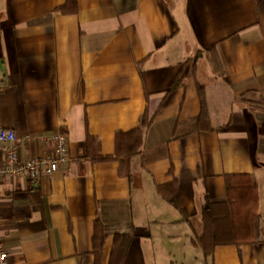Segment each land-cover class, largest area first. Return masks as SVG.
<instances>
[{
    "label": "crops",
    "instance_id": "crops-1",
    "mask_svg": "<svg viewBox=\"0 0 264 264\" xmlns=\"http://www.w3.org/2000/svg\"><path fill=\"white\" fill-rule=\"evenodd\" d=\"M3 74L2 126L68 138L52 176L0 182L8 264H93L97 224L101 264L115 234L131 236L122 264H264V0H0ZM230 174L255 182L258 238L205 256L203 205Z\"/></svg>",
    "mask_w": 264,
    "mask_h": 264
},
{
    "label": "trees",
    "instance_id": "trees-1",
    "mask_svg": "<svg viewBox=\"0 0 264 264\" xmlns=\"http://www.w3.org/2000/svg\"><path fill=\"white\" fill-rule=\"evenodd\" d=\"M206 56L213 73L222 77V72L215 55L214 48L206 51ZM174 86V85H173ZM200 104V121H208V110L205 89L197 88ZM92 140L89 137V141ZM135 150L126 149L123 154L115 157L93 158V161L117 160L121 165L128 164ZM226 200L216 204L205 199L201 220L202 232L198 236V243L203 249L205 256L211 255L213 249L218 245H242L255 243L258 238L259 216L257 214V190L252 177L248 174H230L224 176ZM159 187L158 191L162 197L176 207L172 190ZM97 230L93 237V264H101V251L107 237L105 228L101 225L95 226ZM96 232V231H95ZM131 236L129 234H115L108 264H122L125 252L129 245Z\"/></svg>",
    "mask_w": 264,
    "mask_h": 264
},
{
    "label": "built area",
    "instance_id": "built-area-1",
    "mask_svg": "<svg viewBox=\"0 0 264 264\" xmlns=\"http://www.w3.org/2000/svg\"><path fill=\"white\" fill-rule=\"evenodd\" d=\"M0 81H3L0 78ZM2 85H0L1 89ZM36 145L38 151L22 159L20 150L26 145ZM50 146L45 150L44 146ZM68 160V138L62 133L25 135L18 138L15 132L0 122V182L8 178L28 179L36 186L41 176L50 177ZM0 264H8V252L0 236Z\"/></svg>",
    "mask_w": 264,
    "mask_h": 264
},
{
    "label": "water",
    "instance_id": "water-1",
    "mask_svg": "<svg viewBox=\"0 0 264 264\" xmlns=\"http://www.w3.org/2000/svg\"><path fill=\"white\" fill-rule=\"evenodd\" d=\"M1 80H2V81H5V80H4V74L2 75Z\"/></svg>",
    "mask_w": 264,
    "mask_h": 264
}]
</instances>
